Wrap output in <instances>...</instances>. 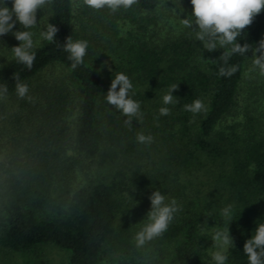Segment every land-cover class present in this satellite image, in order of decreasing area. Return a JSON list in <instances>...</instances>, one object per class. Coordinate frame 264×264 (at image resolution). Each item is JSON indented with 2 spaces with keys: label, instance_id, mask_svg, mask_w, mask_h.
I'll list each match as a JSON object with an SVG mask.
<instances>
[{
  "label": "trees",
  "instance_id": "obj_1",
  "mask_svg": "<svg viewBox=\"0 0 264 264\" xmlns=\"http://www.w3.org/2000/svg\"><path fill=\"white\" fill-rule=\"evenodd\" d=\"M162 4L163 0H138L132 8L134 13L150 14ZM46 12L42 31L48 22L55 24L56 40L41 39L35 45L30 70L13 55L0 57V85L8 88L0 99V121L11 123L13 131L7 141L12 149L0 161V247L34 253L26 264H49L39 250L45 244L66 251L67 264H101L105 252H132L130 226L135 216L129 209L137 198L150 202L153 191L166 192L167 186L157 189L156 177L141 170L139 158L128 160L129 165H122L128 170L117 169L112 178L101 169L120 157L152 153L167 168L166 176L206 167L214 177V197L203 200L209 220L200 210L177 212L157 239L172 249L173 263L214 264L206 258L199 234V226L207 221L224 227L230 223L234 247L227 250L226 264H248L243 245L256 223L264 222V126L250 110L237 124L222 121L237 105L251 51L233 55L225 65L219 57L227 49L204 50L189 29L145 38L144 29L155 20L145 16L137 27L116 37L110 71L88 55L73 69L59 45L69 36L73 41L89 38L76 25L74 0H52ZM20 28L17 23L13 31ZM263 33L261 12L237 42L256 45ZM18 43L11 33L0 37V49L10 50ZM231 65L238 66L235 74L219 75L220 67ZM118 72L130 78L129 95L141 104L142 120L134 119L131 129L124 123L126 117L105 99ZM14 76L29 87L24 99L16 95ZM253 78L259 87L249 90L248 99L258 91L264 94V76L256 72ZM173 85H178L172 93L178 103L167 105L170 115H160L162 98ZM195 99L204 102L206 111L194 116L184 105ZM138 132L150 134L153 142L138 144ZM189 205L197 208L199 202ZM227 206L231 220L222 216Z\"/></svg>",
  "mask_w": 264,
  "mask_h": 264
},
{
  "label": "clouds",
  "instance_id": "obj_2",
  "mask_svg": "<svg viewBox=\"0 0 264 264\" xmlns=\"http://www.w3.org/2000/svg\"><path fill=\"white\" fill-rule=\"evenodd\" d=\"M137 2L138 0H82V4L90 9L100 11L106 8L111 13H116L120 9L128 10ZM51 3L52 0H12V6L9 8L7 0H0V37L11 33L19 42L10 50L16 62L26 69L30 70L36 59V54L32 51L35 47L34 33L21 29L37 27L38 10H43ZM190 3L192 5L191 14L181 21L183 26L195 33V38L203 44L204 50L211 53L217 49H227L219 57L225 65L233 55L246 56L251 51L252 67L249 71L258 70L259 74L264 76V39H261L257 45L249 43L241 45L237 42L238 37L251 26L254 18L264 12V0H190ZM17 23L21 28L13 31ZM57 32V26L48 22L46 30L40 32V37L42 40L55 43ZM59 47L68 53V59L72 61L71 67L75 69L84 62L88 42L86 40L73 41L69 36L63 46L59 45ZM237 71V65L222 66L219 68V75L230 77ZM13 78L17 97L24 99L29 93L28 85L20 82L18 76ZM132 89L133 84L130 78L126 74L118 72L112 78L105 97L109 105L126 117L124 123L130 129L134 119L141 121L143 117L141 104L129 95ZM177 89L178 85H173L163 96L162 102L165 106L159 109L160 115H170V108L167 105L178 103L177 97L172 94ZM7 93V85H0V99L6 97ZM184 109L195 116L205 112L206 106L201 99H195L192 103L185 104ZM136 142L141 145H150L153 142V137L150 134L145 135L138 132ZM149 200L150 211L146 216L147 223L143 224L134 236L138 247L161 237L168 230L175 214L179 211L177 201L173 198L170 202H166L165 194L159 190L153 191ZM231 214V206L222 210V216L225 219L231 220ZM229 225L226 230H217L212 236V245L217 248L212 253L214 264H226L227 250L229 247H234ZM256 225L251 238L247 239L243 245V253L247 257L248 264H264V222L256 223ZM202 231L204 230L202 229Z\"/></svg>",
  "mask_w": 264,
  "mask_h": 264
},
{
  "label": "rangeland",
  "instance_id": "obj_3",
  "mask_svg": "<svg viewBox=\"0 0 264 264\" xmlns=\"http://www.w3.org/2000/svg\"><path fill=\"white\" fill-rule=\"evenodd\" d=\"M181 3V7H180ZM75 13H76V25L81 31V35H87L86 40L88 42L87 55L93 58H98L110 71L112 69V54L111 51L114 47V41L116 37L124 35L129 30L137 27L140 23L139 20L144 19L145 16L155 17V20L148 23L146 29L143 31L145 38H165L168 33H181L188 30L183 26L181 19L191 14L192 5L190 0H176L175 2H169V0H163V4L159 6L155 12L150 14L134 13V9L128 10L120 9L116 13H111L108 9L95 11L82 4V0H74ZM7 6L11 8L12 0H7ZM46 8L38 10L37 21L38 25L35 28L27 29L34 33L35 45L41 40L40 32L45 26L47 19ZM15 19V17H14ZM115 22V27L114 25ZM84 28L85 32H83ZM191 32L192 30L189 29ZM193 34H195L193 32ZM264 39V33L261 35L260 40ZM118 40V39H117ZM259 40V41H260ZM257 45V44H256ZM13 47V46H11ZM11 50L0 49V57L12 56ZM252 55V53H251ZM251 59V56H250ZM252 67V61L246 67V72L241 81L239 94L237 98V105L234 110L225 117L222 121L223 125L231 123L237 124L244 118L245 110H250L256 115L257 120L264 126V94L262 91L249 97V90L254 92L257 90L254 81V73H259L258 70L249 71ZM252 85V87H251ZM260 97V98H259ZM247 105V106H246ZM11 123L0 121V161L4 160L12 149V145H9L7 141L13 136V131L10 129ZM139 158L138 164L142 171L153 175L157 179L156 188L160 189L162 185L167 186V191L162 192L167 199H175L179 207L180 214H190L195 210H200L203 215L208 214V210L203 208V200L209 201L214 197L215 186L213 184V176L206 172V167L193 169L190 172H183L178 177L172 174L166 176L164 173L167 168L156 154H144L132 157L131 159H125L120 157L117 163H113L105 169H101L102 173L109 178H112L114 172L117 169L128 170L123 167V164L129 165L128 160L134 161ZM6 163V162H4ZM3 164L0 162V165ZM132 166V163H131ZM177 179V182H175ZM162 184V185H161ZM172 191H170V190ZM173 193V194H172ZM169 196V198H168ZM198 201L199 206L197 208L189 205L191 201ZM150 211V202H146L142 197L137 198L134 205L128 211L129 215H134L131 228V240L133 243V250L130 253H118V252H105L101 259V264H174L172 259V249L166 245H159L157 239L146 242L143 246L138 247L135 243L134 236L143 226L147 223V213ZM138 214V215H137ZM137 215V216H136ZM209 214L206 220H209ZM228 227L219 225L218 223H202L199 226V234L201 235L202 245L204 247V253L206 258L212 260V253L217 248L212 245V236L217 230H226ZM202 229L204 231H202ZM157 242V245L155 244ZM172 244V243H171ZM41 255L46 258L49 264H67L68 254L66 251L59 249L58 247L45 244L40 247ZM34 253H28L23 255L21 253L11 252L7 249L0 247V264H26L27 257H32Z\"/></svg>",
  "mask_w": 264,
  "mask_h": 264
}]
</instances>
